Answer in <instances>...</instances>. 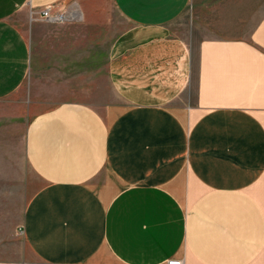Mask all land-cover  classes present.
Here are the masks:
<instances>
[{
	"label": "crops",
	"instance_id": "crops-1",
	"mask_svg": "<svg viewBox=\"0 0 264 264\" xmlns=\"http://www.w3.org/2000/svg\"><path fill=\"white\" fill-rule=\"evenodd\" d=\"M194 1L76 0L110 91L29 121L41 185L0 264H264V14L249 37L195 44L172 29ZM63 2L0 0V102L31 70L16 15Z\"/></svg>",
	"mask_w": 264,
	"mask_h": 264
},
{
	"label": "rangeland",
	"instance_id": "rangeland-1",
	"mask_svg": "<svg viewBox=\"0 0 264 264\" xmlns=\"http://www.w3.org/2000/svg\"><path fill=\"white\" fill-rule=\"evenodd\" d=\"M77 5L76 0H64L54 5V11L70 12ZM262 14L264 0H195L172 29L179 35L192 36L195 44L203 38L249 37ZM35 18L34 12L15 17L32 44L31 70L24 86L0 102V160L7 164L0 166V253L10 245L24 248L23 235L16 232V227L28 199L41 185L25 152L29 121L62 100L99 105L101 96L110 91L103 69L108 57L102 53L106 45L99 44L95 49L89 38H80L74 27L82 22L80 19L35 22ZM84 30L89 37L90 29Z\"/></svg>",
	"mask_w": 264,
	"mask_h": 264
},
{
	"label": "built area",
	"instance_id": "built-area-1",
	"mask_svg": "<svg viewBox=\"0 0 264 264\" xmlns=\"http://www.w3.org/2000/svg\"><path fill=\"white\" fill-rule=\"evenodd\" d=\"M67 10L54 11V5H48L43 8L40 12V15L43 19L47 21H63L68 19H73L75 16L69 15ZM69 15V16H68ZM165 264H185V261L180 258H171Z\"/></svg>",
	"mask_w": 264,
	"mask_h": 264
},
{
	"label": "bare ground",
	"instance_id": "bare-ground-1",
	"mask_svg": "<svg viewBox=\"0 0 264 264\" xmlns=\"http://www.w3.org/2000/svg\"><path fill=\"white\" fill-rule=\"evenodd\" d=\"M79 14H80V12L78 11V9L77 8H74L69 15L78 16Z\"/></svg>",
	"mask_w": 264,
	"mask_h": 264
}]
</instances>
